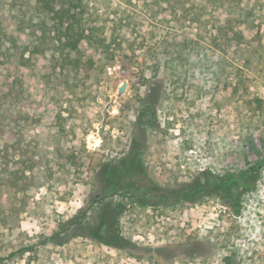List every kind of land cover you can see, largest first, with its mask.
<instances>
[{"label": "rangeland", "instance_id": "374dc122", "mask_svg": "<svg viewBox=\"0 0 264 264\" xmlns=\"http://www.w3.org/2000/svg\"><path fill=\"white\" fill-rule=\"evenodd\" d=\"M28 1L0 0V264H264V164L239 220L140 205L119 167L137 146L170 191L264 159V0H83L67 61Z\"/></svg>", "mask_w": 264, "mask_h": 264}, {"label": "trees", "instance_id": "16d2710c", "mask_svg": "<svg viewBox=\"0 0 264 264\" xmlns=\"http://www.w3.org/2000/svg\"><path fill=\"white\" fill-rule=\"evenodd\" d=\"M28 2L25 5L31 6L34 15L38 18L37 30L44 36L52 35L51 43L61 61L69 60L72 53L79 51L82 42L95 40L85 27L83 0H30ZM141 156V149L135 146L126 158L119 161L120 172L125 177L133 179L137 188L141 189L140 205L171 206L186 202L196 201L197 203L203 198L217 197L223 205L231 209L236 220L242 218L245 195L256 191L264 164L263 159L240 171L231 170L223 175H216L205 170L183 188L180 185L181 188L167 191L148 175ZM149 198L153 201H149ZM104 233L105 244L114 248H128L124 238L113 226L107 227ZM29 250L21 249L18 253ZM13 255L12 253L10 256ZM246 261L244 253L239 250L229 251L222 257V264H244Z\"/></svg>", "mask_w": 264, "mask_h": 264}, {"label": "water", "instance_id": "95a60500", "mask_svg": "<svg viewBox=\"0 0 264 264\" xmlns=\"http://www.w3.org/2000/svg\"><path fill=\"white\" fill-rule=\"evenodd\" d=\"M126 84H123L119 89V95H122L125 92Z\"/></svg>", "mask_w": 264, "mask_h": 264}]
</instances>
